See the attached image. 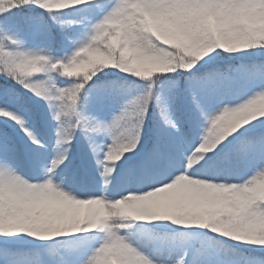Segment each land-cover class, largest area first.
I'll use <instances>...</instances> for the list:
<instances>
[{"label": "snow or ice", "instance_id": "obj_1", "mask_svg": "<svg viewBox=\"0 0 264 264\" xmlns=\"http://www.w3.org/2000/svg\"><path fill=\"white\" fill-rule=\"evenodd\" d=\"M0 264H264V0H0Z\"/></svg>", "mask_w": 264, "mask_h": 264}]
</instances>
